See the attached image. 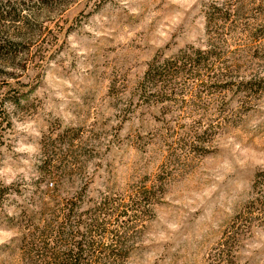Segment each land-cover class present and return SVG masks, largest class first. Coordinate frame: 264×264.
<instances>
[{
    "label": "rangeland",
    "instance_id": "rangeland-1",
    "mask_svg": "<svg viewBox=\"0 0 264 264\" xmlns=\"http://www.w3.org/2000/svg\"><path fill=\"white\" fill-rule=\"evenodd\" d=\"M215 6L231 19L209 25ZM1 14L0 62L16 65L0 66V264H29L21 210L52 205L42 166L74 158L56 201L127 202L168 178L129 264H208L229 237L240 264H264V0H0ZM211 44L200 76L145 99L156 57ZM206 128L207 152L189 154Z\"/></svg>",
    "mask_w": 264,
    "mask_h": 264
},
{
    "label": "trees",
    "instance_id": "trees-1",
    "mask_svg": "<svg viewBox=\"0 0 264 264\" xmlns=\"http://www.w3.org/2000/svg\"><path fill=\"white\" fill-rule=\"evenodd\" d=\"M14 9L16 11L11 14L14 18H20L21 12L25 10L23 7ZM214 9L208 16L209 25L221 11L219 6ZM222 13L224 20L231 19L233 14L229 10ZM4 17L1 14L0 20ZM3 49L11 54L18 50V44L8 42ZM218 54L216 45L211 44L207 48L189 46L164 59L156 57L149 64L140 82L143 96L148 101L152 98L162 101L172 99L171 95L175 92L169 84H172L175 78L185 74L200 76L197 71L202 67L208 68L210 60ZM11 65L0 62V66ZM219 77L223 78V74H219ZM215 83L218 81L212 84L204 82V87L212 88ZM162 88L170 91L169 94ZM209 132L210 129L206 128L202 133L192 135L194 143L189 147V154L207 152L208 147L202 135ZM71 164H66L56 171L48 168L46 164L42 166L43 181L50 177L56 179V183H47L48 188L41 191L42 197L49 196L55 202L52 205L47 203L49 206L43 204L39 210L36 207L23 206L20 217L23 218L24 224L22 221L19 223L25 230L21 244L25 259L29 264H129L130 256L136 248L135 237L138 228L143 227L151 206L162 196L168 178L156 179L150 186L137 188L127 202L106 194L100 200L86 205L83 191H77L70 197L56 201L61 193L64 178L69 174L67 169L77 165L78 160L74 158ZM236 247L231 243V237L221 241L216 252L209 258L208 264H240Z\"/></svg>",
    "mask_w": 264,
    "mask_h": 264
},
{
    "label": "clouds",
    "instance_id": "clouds-1",
    "mask_svg": "<svg viewBox=\"0 0 264 264\" xmlns=\"http://www.w3.org/2000/svg\"><path fill=\"white\" fill-rule=\"evenodd\" d=\"M69 39H70V40H72L73 38H72V37H70ZM72 46H73V47H76V45H75V44H73Z\"/></svg>",
    "mask_w": 264,
    "mask_h": 264
}]
</instances>
